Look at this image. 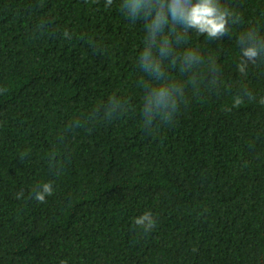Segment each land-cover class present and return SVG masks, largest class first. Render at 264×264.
Returning <instances> with one entry per match:
<instances>
[{
	"label": "trees",
	"instance_id": "obj_1",
	"mask_svg": "<svg viewBox=\"0 0 264 264\" xmlns=\"http://www.w3.org/2000/svg\"><path fill=\"white\" fill-rule=\"evenodd\" d=\"M121 3L0 0V264H264V0L219 39Z\"/></svg>",
	"mask_w": 264,
	"mask_h": 264
},
{
	"label": "clouds",
	"instance_id": "obj_2",
	"mask_svg": "<svg viewBox=\"0 0 264 264\" xmlns=\"http://www.w3.org/2000/svg\"><path fill=\"white\" fill-rule=\"evenodd\" d=\"M113 3V0H106L105 7H108ZM121 9H124V13L127 17L133 21L139 17L148 15L150 12H154L152 22L150 25H146V28L150 27L153 33L156 29H159L162 24L170 26H179L185 32L189 29L195 30L200 35L206 34L208 38H221L223 37L228 28V21L232 15L227 9L223 8L218 0H197L192 4L189 0H172L171 4L165 5L164 0H122L120 5ZM235 23V21H233ZM241 55L243 58H247L248 61L255 62L259 53L254 47H241ZM148 51L143 50L141 57L143 60H147ZM246 61H242L240 65V71L243 73ZM165 87V85H161ZM3 91H6L4 89ZM163 95V93H161ZM248 95H251L248 93ZM240 99H236L235 104L239 105ZM264 103V100H261ZM111 114V109L106 115ZM53 194V186L51 183H44L40 186V190L35 192L34 199L40 203L45 202L46 196ZM18 195H23L20 193ZM134 223L137 226H143L144 229L151 230L155 226V221L150 212H146L142 216L136 218Z\"/></svg>",
	"mask_w": 264,
	"mask_h": 264
}]
</instances>
